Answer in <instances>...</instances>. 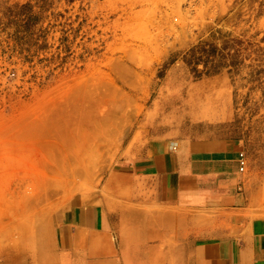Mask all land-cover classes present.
<instances>
[{
    "label": "rangeland",
    "instance_id": "rangeland-1",
    "mask_svg": "<svg viewBox=\"0 0 264 264\" xmlns=\"http://www.w3.org/2000/svg\"><path fill=\"white\" fill-rule=\"evenodd\" d=\"M169 133L237 145L264 215V0H0V258L45 263Z\"/></svg>",
    "mask_w": 264,
    "mask_h": 264
},
{
    "label": "crops",
    "instance_id": "crops-1",
    "mask_svg": "<svg viewBox=\"0 0 264 264\" xmlns=\"http://www.w3.org/2000/svg\"><path fill=\"white\" fill-rule=\"evenodd\" d=\"M239 153L219 137H153L126 164L123 197L63 211L39 264H264V215L244 190Z\"/></svg>",
    "mask_w": 264,
    "mask_h": 264
},
{
    "label": "built area",
    "instance_id": "built-area-1",
    "mask_svg": "<svg viewBox=\"0 0 264 264\" xmlns=\"http://www.w3.org/2000/svg\"><path fill=\"white\" fill-rule=\"evenodd\" d=\"M238 162H239V171L242 172L247 165L246 159L243 153H239Z\"/></svg>",
    "mask_w": 264,
    "mask_h": 264
}]
</instances>
